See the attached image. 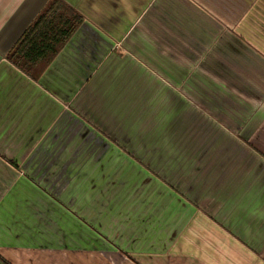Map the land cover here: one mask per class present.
<instances>
[{
    "label": "crops",
    "instance_id": "0c3cea01",
    "mask_svg": "<svg viewBox=\"0 0 264 264\" xmlns=\"http://www.w3.org/2000/svg\"><path fill=\"white\" fill-rule=\"evenodd\" d=\"M49 1L0 0L1 256L9 264H71L72 254L57 250H71L74 242L65 241L71 211L33 176L26 178L34 190L26 201L14 185L20 163L7 159L35 151L66 158L67 147L133 132L129 116L140 114L148 124V111L149 130L169 99L176 104L175 141L164 137L162 159H150L148 170L154 164L155 173L166 175L176 159L175 230L159 235L170 227L166 221L139 219L150 212L146 200L132 208L135 223L108 232L164 235L169 251L177 247L149 250L145 264H264V0H63L84 21L35 79L7 56ZM163 113L164 122L168 107ZM135 141L130 135L126 142ZM10 194L23 199L22 208L5 201ZM12 210L49 216L37 226Z\"/></svg>",
    "mask_w": 264,
    "mask_h": 264
},
{
    "label": "rangeland",
    "instance_id": "374dc122",
    "mask_svg": "<svg viewBox=\"0 0 264 264\" xmlns=\"http://www.w3.org/2000/svg\"><path fill=\"white\" fill-rule=\"evenodd\" d=\"M142 71L148 76V69H142ZM158 101L159 103L154 101L156 106L161 105V100ZM171 101L168 99L164 102L161 109L162 117L156 119V126L149 130L148 125L154 116L148 111V124L143 120L144 123L140 122L142 118L140 114L129 116L130 119H133L132 124L136 125L133 132L125 129L127 132L123 134L118 131L115 135L112 133L111 135L114 136L112 142L101 140V142H94L88 147L76 148L75 150L67 147L64 152L66 158L60 159L59 156L55 158L51 156L49 159L45 156L41 158L37 156V151H35L34 156H30L28 159H7L20 163L21 174L18 183L16 182L14 185L16 190L22 191L26 201L29 199L31 202L33 195L30 193H34L26 178L33 176L38 187H43L51 192L55 200L62 203L63 207L66 206L68 213L71 211L70 213L73 215L71 227L69 226V219L59 218L57 215L55 220L57 223L69 226L70 231L65 232V241L67 243L70 239L74 241L71 245L72 249H54L70 252L72 254L70 256L71 264H145L144 259L148 256L149 250L158 253L168 249L167 242L169 239L164 235L140 238L136 236V233L132 237L120 233L121 236L116 237L108 231H112L115 226H124L130 222L131 224L135 223L132 221L136 217L132 208L139 203L146 204V200L150 212L148 217H140V220L147 218L151 222L164 220L168 226L173 221L174 225L176 223V202L178 201L176 159L174 165L168 166L166 175L159 171L158 174L155 173L154 164V169H151L153 173L149 171L148 166L150 159H162L163 147L161 144L164 137L169 141H175L177 117L174 110L176 104L171 103ZM154 104H148V106L152 107ZM167 107L170 114L165 118L164 123L162 121L165 116L163 111ZM154 111L160 114V107H156ZM131 113H134L133 110ZM126 117L127 114H124L117 121L124 125L123 122ZM145 125H147V134L143 132ZM130 135L136 140L135 142H126L130 139ZM138 142L141 143L138 147L136 145L127 146L129 143L137 144ZM172 151H175V147L172 148ZM164 152H166V148ZM155 161L157 162V160ZM139 188L144 190L139 192ZM3 198L8 204L16 203L19 205L18 207L24 204L23 199L18 202L15 201L16 198H20L19 195L10 194ZM9 199L10 202H8ZM54 205L59 206L58 203ZM8 212L2 207L1 213ZM11 213L18 217L29 214L28 211L16 212V210H12ZM61 213L63 214V211ZM44 214L45 212L36 211L29 216L31 220L38 222L36 223L38 226L44 218L48 220V213H46L47 216ZM77 216L85 218L89 227L86 228ZM11 218L7 217V220H11L13 223ZM59 219H61L60 222ZM42 223L40 222V224ZM173 230H175V226L166 227L158 231V234L166 232L171 234ZM173 236L175 240V232ZM148 238L152 239L150 244H148ZM163 238L165 240L160 242ZM51 239H54L53 236ZM52 247L56 248L59 245L53 244ZM54 250L49 251L55 253ZM167 251L170 252L169 249ZM177 254L175 256L181 258L184 253L179 252Z\"/></svg>",
    "mask_w": 264,
    "mask_h": 264
},
{
    "label": "trees",
    "instance_id": "16d2710c",
    "mask_svg": "<svg viewBox=\"0 0 264 264\" xmlns=\"http://www.w3.org/2000/svg\"><path fill=\"white\" fill-rule=\"evenodd\" d=\"M83 21V16L63 0H50L23 32L7 58L37 79ZM40 63L43 65L38 66ZM0 259L7 263L1 254Z\"/></svg>",
    "mask_w": 264,
    "mask_h": 264
}]
</instances>
